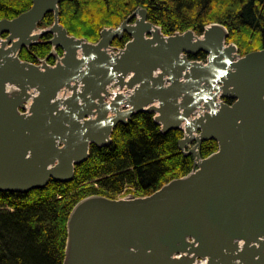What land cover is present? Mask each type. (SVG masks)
<instances>
[{
    "label": "water",
    "instance_id": "1",
    "mask_svg": "<svg viewBox=\"0 0 264 264\" xmlns=\"http://www.w3.org/2000/svg\"><path fill=\"white\" fill-rule=\"evenodd\" d=\"M59 5L33 0L0 21V192L72 181L92 145L152 113L162 133L184 131L193 170L149 196L78 202L63 264H264V49L241 56L218 23L165 35L142 7L91 43L68 34ZM47 35L63 51L54 65L20 58ZM199 52L206 62L190 59ZM208 140L218 149L202 158Z\"/></svg>",
    "mask_w": 264,
    "mask_h": 264
},
{
    "label": "trees",
    "instance_id": "2",
    "mask_svg": "<svg viewBox=\"0 0 264 264\" xmlns=\"http://www.w3.org/2000/svg\"><path fill=\"white\" fill-rule=\"evenodd\" d=\"M33 0H0V21L13 19L29 10ZM138 7L165 35L192 30L201 35L206 26L218 23L229 33L241 56L264 49V0H60L59 22L70 36L97 43L104 28H116ZM54 23L48 14L38 27ZM7 35H3L6 38ZM50 35L23 49L20 58L31 63L47 59L51 65L55 50ZM130 39H115L112 46L123 48ZM191 60L206 62L199 52ZM231 104V99H223ZM181 129L164 134L154 114L140 112L113 130L111 144L92 145L89 158L76 166L72 181L51 180L43 189L26 193L0 192V264H63L67 220L81 200L100 195L118 199L125 193L145 197L194 168V156L179 148ZM218 149L214 140L202 143V158Z\"/></svg>",
    "mask_w": 264,
    "mask_h": 264
},
{
    "label": "rangeland",
    "instance_id": "3",
    "mask_svg": "<svg viewBox=\"0 0 264 264\" xmlns=\"http://www.w3.org/2000/svg\"><path fill=\"white\" fill-rule=\"evenodd\" d=\"M39 29H41V28H39ZM233 44H234V43H233ZM45 60H46V59H41V61H45ZM39 62H40V60H39ZM37 64H38V63H37ZM192 147H193V144H191L190 146H187V147H186V150L191 149ZM129 194L133 197L132 193H125V194H123L120 198H126Z\"/></svg>",
    "mask_w": 264,
    "mask_h": 264
},
{
    "label": "built area",
    "instance_id": "4",
    "mask_svg": "<svg viewBox=\"0 0 264 264\" xmlns=\"http://www.w3.org/2000/svg\"><path fill=\"white\" fill-rule=\"evenodd\" d=\"M46 61V60H45ZM44 61H41V59H40V62H39V64H42ZM110 93L111 94H115L116 93V89H111L110 90ZM133 197L129 194L127 197H126V199H132Z\"/></svg>",
    "mask_w": 264,
    "mask_h": 264
},
{
    "label": "flooded vegetation",
    "instance_id": "5",
    "mask_svg": "<svg viewBox=\"0 0 264 264\" xmlns=\"http://www.w3.org/2000/svg\"><path fill=\"white\" fill-rule=\"evenodd\" d=\"M114 47V46H113ZM115 48H119V47H115ZM63 54V53H62ZM53 57H54V55L53 54H51ZM59 55V54H58ZM59 56H62V55H59ZM54 59H55V63H56V58L54 57ZM46 62L48 63V60H46ZM49 64V63H48ZM51 65V64H50ZM190 146V145H189Z\"/></svg>",
    "mask_w": 264,
    "mask_h": 264
}]
</instances>
